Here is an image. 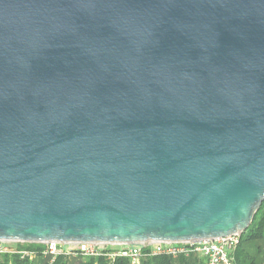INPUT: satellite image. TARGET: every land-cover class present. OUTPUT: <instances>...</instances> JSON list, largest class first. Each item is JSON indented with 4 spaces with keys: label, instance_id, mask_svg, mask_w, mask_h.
Returning <instances> with one entry per match:
<instances>
[{
    "label": "water",
    "instance_id": "1",
    "mask_svg": "<svg viewBox=\"0 0 264 264\" xmlns=\"http://www.w3.org/2000/svg\"><path fill=\"white\" fill-rule=\"evenodd\" d=\"M264 202V0H0V240L242 235Z\"/></svg>",
    "mask_w": 264,
    "mask_h": 264
},
{
    "label": "built area",
    "instance_id": "2",
    "mask_svg": "<svg viewBox=\"0 0 264 264\" xmlns=\"http://www.w3.org/2000/svg\"><path fill=\"white\" fill-rule=\"evenodd\" d=\"M241 235H233L213 241H199L183 244H151L109 246L98 244H39L41 249H29L28 244L0 240V257L13 256L20 260L34 262L38 257L45 264H54L58 257H76L82 260L104 258L109 264L126 260L127 264H140L145 257L165 256L172 259L201 256L205 264H235L234 254L240 244Z\"/></svg>",
    "mask_w": 264,
    "mask_h": 264
},
{
    "label": "trees",
    "instance_id": "3",
    "mask_svg": "<svg viewBox=\"0 0 264 264\" xmlns=\"http://www.w3.org/2000/svg\"><path fill=\"white\" fill-rule=\"evenodd\" d=\"M256 241H264V202L259 207L254 215L251 225L241 235L240 244L234 254L235 264H264L263 250L261 247L256 249V253L249 252L248 245ZM29 249H41L39 244H28ZM68 257H58L54 264H67ZM0 264H45V262L38 257L36 261L29 262L27 260H20L13 256L2 257ZM84 264H109L108 260L104 258L88 259ZM113 264H127L126 260L118 259ZM140 264H205V259L201 256H192L189 258L179 257L172 259L165 256L145 257Z\"/></svg>",
    "mask_w": 264,
    "mask_h": 264
},
{
    "label": "rangeland",
    "instance_id": "4",
    "mask_svg": "<svg viewBox=\"0 0 264 264\" xmlns=\"http://www.w3.org/2000/svg\"><path fill=\"white\" fill-rule=\"evenodd\" d=\"M258 247H261L262 248V250H263V256H264V241H256V242H253L252 244H249L248 245V248L247 249L249 250L250 253L254 254V253L257 252L256 249ZM1 259H2V257H0V261H1ZM71 259H73L72 262H75V263H77L78 261L82 260V259L76 258V257H72Z\"/></svg>",
    "mask_w": 264,
    "mask_h": 264
},
{
    "label": "crops",
    "instance_id": "5",
    "mask_svg": "<svg viewBox=\"0 0 264 264\" xmlns=\"http://www.w3.org/2000/svg\"><path fill=\"white\" fill-rule=\"evenodd\" d=\"M37 260V259H36ZM35 260V261H36ZM73 259L69 258L68 261H67V264H84L85 263V260H80L78 261L77 263L75 262H72Z\"/></svg>",
    "mask_w": 264,
    "mask_h": 264
}]
</instances>
